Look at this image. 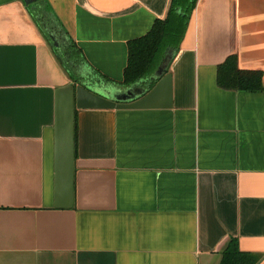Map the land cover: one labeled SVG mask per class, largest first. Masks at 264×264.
<instances>
[{
    "label": "crops",
    "instance_id": "1",
    "mask_svg": "<svg viewBox=\"0 0 264 264\" xmlns=\"http://www.w3.org/2000/svg\"><path fill=\"white\" fill-rule=\"evenodd\" d=\"M43 1L86 58L75 81L105 84L172 2L0 0V264H221L231 239L264 264V91L218 85L236 56L264 86V0H199L172 109L76 111L72 206L56 200L55 122L74 81L31 13Z\"/></svg>",
    "mask_w": 264,
    "mask_h": 264
},
{
    "label": "trees",
    "instance_id": "2",
    "mask_svg": "<svg viewBox=\"0 0 264 264\" xmlns=\"http://www.w3.org/2000/svg\"><path fill=\"white\" fill-rule=\"evenodd\" d=\"M198 2L199 0H172L165 19H157L145 36L129 41L128 62L124 70L123 83L114 84L129 87L150 78L169 51L175 56L180 50ZM44 3L42 12H39L40 7L37 11L32 8L31 13L45 39L53 45L49 34L54 32L55 21L50 6L46 1ZM56 35L61 40V47L60 49L53 47V50L63 69L74 81L77 76L76 68L86 63V58L71 37L64 43L61 35L58 33ZM104 80L109 81L106 78ZM218 85L225 90L262 92L264 91L263 73L239 69L237 57L231 56L219 66ZM262 259L261 255L242 252L238 241L231 239L223 252L221 264H259Z\"/></svg>",
    "mask_w": 264,
    "mask_h": 264
},
{
    "label": "water",
    "instance_id": "3",
    "mask_svg": "<svg viewBox=\"0 0 264 264\" xmlns=\"http://www.w3.org/2000/svg\"><path fill=\"white\" fill-rule=\"evenodd\" d=\"M27 6L41 0H24ZM56 49L61 41L49 34ZM174 54L169 51L150 78L132 86L105 84L92 78L74 80L56 94L55 186L56 200H74L75 114L77 110H168L173 108V75L169 68ZM86 79L89 77L84 76ZM83 77V79H84Z\"/></svg>",
    "mask_w": 264,
    "mask_h": 264
}]
</instances>
